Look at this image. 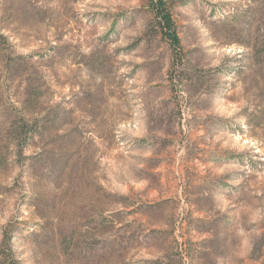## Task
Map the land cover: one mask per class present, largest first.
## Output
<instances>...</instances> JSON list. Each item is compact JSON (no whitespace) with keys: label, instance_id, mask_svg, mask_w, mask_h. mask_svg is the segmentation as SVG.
<instances>
[{"label":"rangeland","instance_id":"rangeland-1","mask_svg":"<svg viewBox=\"0 0 264 264\" xmlns=\"http://www.w3.org/2000/svg\"><path fill=\"white\" fill-rule=\"evenodd\" d=\"M152 1L0 0L15 264H264V0Z\"/></svg>","mask_w":264,"mask_h":264},{"label":"trees","instance_id":"trees-1","mask_svg":"<svg viewBox=\"0 0 264 264\" xmlns=\"http://www.w3.org/2000/svg\"><path fill=\"white\" fill-rule=\"evenodd\" d=\"M152 12H153V29L156 34L160 35L162 39H168L173 45L179 46V39L174 30L173 17L171 14L172 3L167 0H153L152 1ZM10 47L8 37L4 34L3 29L0 27V59L6 58L7 51ZM173 63L180 65L182 64V57L176 55ZM34 96V94H33ZM32 97L29 96V98ZM28 102V100H27ZM26 103V101L24 102ZM22 115L18 118V121H13L8 124V135L13 138L15 142V148L21 150L27 144V141L34 136L35 130L31 119L26 118ZM8 231L3 233V242L0 244V258L1 264H15V260L9 255V249L7 247L6 236Z\"/></svg>","mask_w":264,"mask_h":264}]
</instances>
